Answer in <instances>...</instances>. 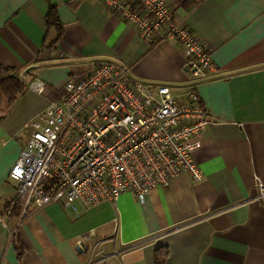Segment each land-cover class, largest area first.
Segmentation results:
<instances>
[{
    "label": "crops",
    "instance_id": "1",
    "mask_svg": "<svg viewBox=\"0 0 264 264\" xmlns=\"http://www.w3.org/2000/svg\"><path fill=\"white\" fill-rule=\"evenodd\" d=\"M169 5L215 65L195 83L210 120L194 155L202 180L181 174L143 203L126 192L116 205L88 211L52 203L10 216L8 228L0 224V264H86L92 243L85 252L78 243L89 232L107 254L138 245L121 256L123 264H264V199L256 187L264 185V0ZM52 8L61 35L48 24ZM101 60L125 63L133 81L165 84L178 96L189 88L181 44L165 35L143 41L104 0H0V65L29 82L0 122V215L16 204L10 172L26 141L21 129L60 101L72 72L89 73ZM36 82L45 84L43 94L30 89ZM160 248L167 256L157 263Z\"/></svg>",
    "mask_w": 264,
    "mask_h": 264
},
{
    "label": "built area",
    "instance_id": "2",
    "mask_svg": "<svg viewBox=\"0 0 264 264\" xmlns=\"http://www.w3.org/2000/svg\"><path fill=\"white\" fill-rule=\"evenodd\" d=\"M104 2L143 41L152 43L165 35L181 44L189 88L178 96L168 85L133 81L128 65L112 60L98 61L84 75L69 76L60 101L21 129L26 141L10 179L18 184L16 202L22 217L32 207L52 203L74 211L78 205L86 211L104 203L116 205L126 192L143 203L150 191L167 187L181 174L195 181L203 178L194 155L202 147L199 137L210 120L195 83L215 70L210 50L176 21L169 0ZM30 89L43 94L46 86L36 82ZM256 187L259 199H264V185L258 181ZM11 214L7 209L0 215L3 227H9ZM86 242L92 243L86 264H123L121 256L138 246L107 254L93 232L78 245Z\"/></svg>",
    "mask_w": 264,
    "mask_h": 264
},
{
    "label": "trees",
    "instance_id": "3",
    "mask_svg": "<svg viewBox=\"0 0 264 264\" xmlns=\"http://www.w3.org/2000/svg\"><path fill=\"white\" fill-rule=\"evenodd\" d=\"M57 20L58 18L54 12V9L52 8L47 17L48 24L58 25ZM58 27L61 35L62 28L60 25H58ZM75 73L76 72H72L71 75H74ZM28 88L29 82L22 80L18 74L13 72L12 69L0 65V122L7 116L12 106L28 90ZM8 209H11V216H19L21 213V205L18 202H16L14 207L9 206ZM166 256L167 252L164 248L158 249L156 251V262L162 263Z\"/></svg>",
    "mask_w": 264,
    "mask_h": 264
},
{
    "label": "water",
    "instance_id": "4",
    "mask_svg": "<svg viewBox=\"0 0 264 264\" xmlns=\"http://www.w3.org/2000/svg\"><path fill=\"white\" fill-rule=\"evenodd\" d=\"M78 251L79 252H85L86 251V247L84 245L78 246Z\"/></svg>",
    "mask_w": 264,
    "mask_h": 264
}]
</instances>
